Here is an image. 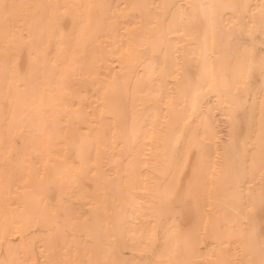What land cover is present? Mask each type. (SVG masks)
I'll return each mask as SVG.
<instances>
[{"label": "bare ground", "instance_id": "obj_1", "mask_svg": "<svg viewBox=\"0 0 264 264\" xmlns=\"http://www.w3.org/2000/svg\"><path fill=\"white\" fill-rule=\"evenodd\" d=\"M212 2L260 0H0L15 6L0 9V261L260 259L258 147L243 214L233 198L260 132L259 12L249 76L227 18L213 31L164 7ZM194 171L196 195L169 208L162 191Z\"/></svg>", "mask_w": 264, "mask_h": 264}, {"label": "snow or ice", "instance_id": "obj_2", "mask_svg": "<svg viewBox=\"0 0 264 264\" xmlns=\"http://www.w3.org/2000/svg\"><path fill=\"white\" fill-rule=\"evenodd\" d=\"M15 7L9 4H0V9L3 10L5 17H7L9 9ZM81 5H66L65 9L79 8ZM88 9L98 7L97 5H86ZM135 7V6H133ZM172 10L173 22L177 20L180 23H192L198 20H203L213 31L221 21L227 18L226 31L229 38H236L238 46L236 53L239 59L240 66L245 69L249 76L257 68V48H256V34H257V17L256 12H259L258 31L261 39L259 41L260 54L258 60V69L262 77H264V0H260L259 5L254 9L249 4L242 3H192L186 5H166L164 6ZM62 19V18H58ZM247 36L248 39L244 40L243 37ZM211 86V85H210ZM241 87H246V84H237L234 99L239 102L241 96ZM258 152L261 161V188L260 197L264 201V100L261 101V118H260V132L257 144L246 148L244 152L238 157L237 169V190L234 194V200L237 202L238 211L243 214V209L246 207L244 196V184L247 183L246 176L248 173L249 156L251 155L254 163L256 151ZM196 173L194 171L193 180L185 187L180 184H171L167 186L161 193L164 203L172 208L177 206L178 202L183 199H190L196 195L195 184ZM249 197L253 195L252 186H248ZM175 254V249L172 250ZM259 253L260 259H248L246 262H238V264H264V236L259 240ZM0 264H9L8 261H0ZM11 264H25V262L12 261ZM50 264H77L72 261H51ZM166 264H176L174 261H167ZM189 264V262H184ZM216 264H232L230 261L216 262Z\"/></svg>", "mask_w": 264, "mask_h": 264}, {"label": "rangeland", "instance_id": "obj_3", "mask_svg": "<svg viewBox=\"0 0 264 264\" xmlns=\"http://www.w3.org/2000/svg\"><path fill=\"white\" fill-rule=\"evenodd\" d=\"M222 134H223V132H222Z\"/></svg>", "mask_w": 264, "mask_h": 264}]
</instances>
